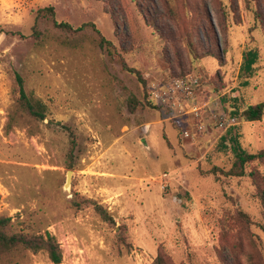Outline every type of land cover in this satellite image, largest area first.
<instances>
[{"label":"rangeland","instance_id":"rangeland-1","mask_svg":"<svg viewBox=\"0 0 264 264\" xmlns=\"http://www.w3.org/2000/svg\"><path fill=\"white\" fill-rule=\"evenodd\" d=\"M48 7L75 28L95 24L146 90L91 29L71 35L43 20L41 40L32 38L37 12ZM190 42L212 56L193 59ZM253 47L258 72L243 87V53ZM18 75L26 94L47 105L45 121L21 110ZM176 80L190 94L152 100L156 87ZM133 98L142 103L135 112ZM259 103L264 0H0V220L10 221L9 235L50 234L61 264H264V212L252 180L203 174L231 169L233 155L219 150L226 135L251 154L264 151V117L231 115L235 104ZM63 126L77 138L72 170ZM252 169L264 175V166ZM82 197L114 224L92 205L77 210ZM239 211L250 225L241 227ZM0 264L54 263L47 252L20 249Z\"/></svg>","mask_w":264,"mask_h":264},{"label":"trees","instance_id":"trees-1","mask_svg":"<svg viewBox=\"0 0 264 264\" xmlns=\"http://www.w3.org/2000/svg\"><path fill=\"white\" fill-rule=\"evenodd\" d=\"M46 20L50 22L56 29H59L63 32L69 33L71 35L81 34L89 29L93 30L98 35L100 47L107 52L111 60L121 66V68L128 73H131L137 76L140 83L144 86L145 90L147 88V83L140 73L139 70L131 68L126 60L124 59L121 52L118 51V48L110 41H108L102 33L97 29L96 25L93 23H86L82 26L75 28L67 22H59L56 20L55 9L53 7H48L41 9L37 12L36 23L33 27L32 38L41 40L42 32L39 30L40 22ZM191 55L193 59L200 60L202 58L211 57L212 53H205L204 57H201L192 42H190ZM261 59L260 49L257 47L248 48L243 53V60L240 69L239 79L241 80L243 87H248L250 85V80L256 77L258 72V63ZM19 86H20V107L21 110L26 114L36 119L37 121L43 122L47 119L48 107L47 105L39 99H35L26 94L24 89L23 79L18 75L17 77ZM147 100V99H146ZM148 102V101H147ZM149 103V102H148ZM154 108H159L154 106L153 103H149ZM139 106H142L141 101L136 98L131 99L130 101V110L135 112ZM232 116L238 117L247 122H259L264 117V103H259L257 105H248L247 107L241 108L240 105L235 104L231 113ZM69 133L71 139V147L69 150V163L68 169L72 170L74 165L72 159L74 158L75 150L77 148V138L72 129L68 126L62 127ZM219 150L225 152H231L234 158L233 165L229 171H224L218 167H214L211 171L203 173L204 175H223L225 177L231 178H245L249 177L252 180L253 185L256 188V193L254 198L260 201L264 212V175L260 173L259 170L252 169L248 171L249 168L253 166H264V151H260L256 154H251L244 150L238 141L237 136L222 137L221 143L219 144ZM74 207L77 210H82L87 206H93L95 211L102 217V219L107 222L114 224V219L108 214V212L99 204L85 199L79 198L73 201ZM238 216L240 219L241 227L245 225L248 226L251 224L250 217L239 211ZM10 221L6 219L0 220V255H3L8 252L24 249L31 250L34 252L44 251L47 252L50 256L51 261L54 264H61L62 254L59 250V246L56 240L50 235L47 234V237L43 235H29L24 232L17 233L14 235H9L6 232V228L9 226ZM264 231V225H260ZM121 231L119 242L125 243L124 235Z\"/></svg>","mask_w":264,"mask_h":264},{"label":"built area","instance_id":"built-area-1","mask_svg":"<svg viewBox=\"0 0 264 264\" xmlns=\"http://www.w3.org/2000/svg\"><path fill=\"white\" fill-rule=\"evenodd\" d=\"M184 90L185 92L190 94V87L186 85L185 81L176 80L173 81L169 86H165L163 88L156 87L154 91L151 93V98L157 104H168L169 101L176 95L177 92ZM225 122L220 121L218 128H224ZM198 130L202 133L205 132L204 126H199ZM186 136H190L189 133H186ZM166 176V175H165Z\"/></svg>","mask_w":264,"mask_h":264},{"label":"water","instance_id":"water-1","mask_svg":"<svg viewBox=\"0 0 264 264\" xmlns=\"http://www.w3.org/2000/svg\"><path fill=\"white\" fill-rule=\"evenodd\" d=\"M72 175H73V172L72 171H69L68 174H67V182H66V185H65V189H69L70 186H71V182H72Z\"/></svg>","mask_w":264,"mask_h":264}]
</instances>
